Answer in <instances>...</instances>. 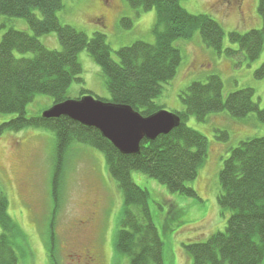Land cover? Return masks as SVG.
<instances>
[{
  "label": "trees",
  "instance_id": "trees-1",
  "mask_svg": "<svg viewBox=\"0 0 264 264\" xmlns=\"http://www.w3.org/2000/svg\"><path fill=\"white\" fill-rule=\"evenodd\" d=\"M136 15L155 10L156 23L151 34L154 43L137 41L117 52L118 61L107 37L96 32L92 37L76 28L61 24L57 13L63 0H0V16L25 19L32 34L8 30L0 42V115L16 117L0 126L4 131L20 132L27 128L46 129L55 135L52 197L55 211L60 206L67 157L76 145H85L105 155L110 176L117 182L123 197L124 210L116 235L115 252L129 264H165L164 242L154 223L151 194L137 186L133 172L156 180L170 194L189 199L199 196L192 184L207 159L208 140L189 128L190 117L203 123L212 113L227 112L234 120L256 115L264 125V108L254 101L251 88L224 97V83L212 75L205 82H194L180 93L184 111L176 112L181 123L173 132L155 141L144 140L138 155H122L99 131L84 127L68 118L46 120L42 113L27 116V106L38 95L53 99V105L72 98L69 89L83 83V68L78 56L86 51L105 77L111 100L103 102L126 105L143 117L164 110L157 101L164 89L177 76L182 54L175 42L190 40L200 31L203 44L219 55L236 59L244 56L249 62L259 59L264 50V0H259L258 13L262 29L246 34L230 33L231 44L238 51L224 49L225 31L209 15H192L181 5L185 0H126ZM126 29L132 19H122ZM0 24V30L5 29ZM57 34L61 50H50L39 40ZM31 55V56H27ZM264 78V64L256 72ZM93 96L82 89L80 98ZM77 98V99H80ZM219 132V131H217ZM224 141L226 132H219ZM218 205L226 217L224 231L204 242L184 245L193 264H263L264 262V138L248 139L231 149L219 174ZM171 203V202H167ZM9 201L0 188V264H19V257L8 233H21L9 216ZM176 212V206H172ZM181 212V211H180ZM179 213V211H177ZM52 229H53V223ZM55 249L51 260L55 262Z\"/></svg>",
  "mask_w": 264,
  "mask_h": 264
},
{
  "label": "rangeland",
  "instance_id": "rangeland-1",
  "mask_svg": "<svg viewBox=\"0 0 264 264\" xmlns=\"http://www.w3.org/2000/svg\"><path fill=\"white\" fill-rule=\"evenodd\" d=\"M185 0L182 7L192 15H209L225 31L224 49L238 51L231 44L230 33L246 34L262 29L258 13L259 0ZM57 13L61 24L69 25L92 37L101 32L118 61L117 52L137 41L154 43L151 34L157 20L155 10L137 16L126 0H63ZM132 19L126 29L122 19ZM0 42L14 29L32 34L25 19L0 16ZM50 50H61L57 34L39 39ZM182 54L177 76L164 89L158 103L170 113L184 111L180 93L194 82H205L219 76L224 83V97L251 88L254 101L264 108V78L256 72L264 64V50L258 60L249 62L244 56L236 59L219 55L207 48L196 31L190 40L175 42ZM31 56V55H27ZM83 68V83L69 89L72 99L80 98L81 90L111 100L101 68L86 51L78 56ZM53 99L38 95L27 106V116L35 117L53 107ZM15 115H0V126ZM186 125L208 140L207 159L192 184L198 199L170 194L156 180L133 172L134 183L151 194L153 220L164 242L165 264H193L184 245L204 242L213 234L224 231L229 215L223 217L218 205L219 174L231 149L248 139L264 138V125L256 115L234 120L227 112L212 113L203 123L190 117ZM226 132L224 141L219 132ZM55 135L46 129L27 128L20 132L4 131L0 135V188L9 201V216L21 233H8L19 257V264H78L74 253L87 252L98 257L97 264H129L115 252V240L124 210V197L117 182L110 176L105 155L85 145H76L67 157L61 202L58 211L52 197ZM171 202V203H167ZM176 206L179 213L172 210ZM181 211V212H180ZM53 223V229L52 224ZM84 223L86 226L82 225ZM3 228L0 226V235ZM55 249V262L51 251ZM264 264V262H263Z\"/></svg>",
  "mask_w": 264,
  "mask_h": 264
},
{
  "label": "water",
  "instance_id": "water-1",
  "mask_svg": "<svg viewBox=\"0 0 264 264\" xmlns=\"http://www.w3.org/2000/svg\"><path fill=\"white\" fill-rule=\"evenodd\" d=\"M46 120L68 118L99 131L122 155H138L141 143L155 141L179 127L180 118L162 110L143 117L131 107L103 102L93 96L71 99L43 112Z\"/></svg>",
  "mask_w": 264,
  "mask_h": 264
},
{
  "label": "flooded vegetation",
  "instance_id": "flooded-vegetation-1",
  "mask_svg": "<svg viewBox=\"0 0 264 264\" xmlns=\"http://www.w3.org/2000/svg\"><path fill=\"white\" fill-rule=\"evenodd\" d=\"M230 1L235 2L236 0H228L227 2L230 3ZM82 225L86 226L84 223H81V227ZM73 257L77 259L78 264H97L98 263V257L95 254L92 255V253L90 252H87L85 255L74 253Z\"/></svg>",
  "mask_w": 264,
  "mask_h": 264
}]
</instances>
